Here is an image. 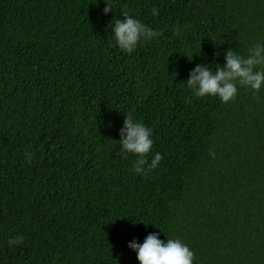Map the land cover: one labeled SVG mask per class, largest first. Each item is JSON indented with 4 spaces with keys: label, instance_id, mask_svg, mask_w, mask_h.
<instances>
[{
    "label": "trees",
    "instance_id": "trees-1",
    "mask_svg": "<svg viewBox=\"0 0 264 264\" xmlns=\"http://www.w3.org/2000/svg\"><path fill=\"white\" fill-rule=\"evenodd\" d=\"M105 6L0 0V264H139L128 243L151 232L194 264H264V89L223 103L186 86L197 64L264 42V0ZM124 13L159 38L122 52L105 26ZM124 112L163 156L147 176L117 155Z\"/></svg>",
    "mask_w": 264,
    "mask_h": 264
},
{
    "label": "clouds",
    "instance_id": "clouds-1",
    "mask_svg": "<svg viewBox=\"0 0 264 264\" xmlns=\"http://www.w3.org/2000/svg\"><path fill=\"white\" fill-rule=\"evenodd\" d=\"M104 3V15L112 13L115 9L114 0H104ZM159 12L158 7L151 8L153 17L159 16ZM105 28L111 29L115 43L127 54L133 53L141 42H150L160 36L159 30L128 13L123 14V19L114 17ZM214 55L219 56L220 52ZM223 60L222 65L215 61L199 63L190 71L186 86L192 96L198 99L218 97L221 102L229 103L235 100L241 87L253 94L264 89V42L255 43L246 56L234 48H228L223 52ZM213 64L214 69L209 66ZM186 102L191 103V99ZM124 114L123 127L119 130L117 155L123 158L130 155L136 157L133 172L147 176L163 160L161 153L153 152V129L137 119L132 112ZM209 154L215 156L214 152ZM34 155L33 152H25V159L31 163ZM7 243L9 246H20L24 243V237L12 236ZM128 248L136 253L139 264H194L195 260L194 251L182 239L164 240L160 238V232H151L142 243L133 239L128 243Z\"/></svg>",
    "mask_w": 264,
    "mask_h": 264
}]
</instances>
